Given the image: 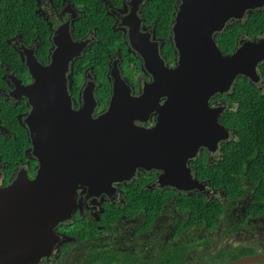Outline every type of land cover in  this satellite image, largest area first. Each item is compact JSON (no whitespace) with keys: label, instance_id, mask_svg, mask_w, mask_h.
Returning a JSON list of instances; mask_svg holds the SVG:
<instances>
[{"label":"flooded vegetation","instance_id":"1","mask_svg":"<svg viewBox=\"0 0 264 264\" xmlns=\"http://www.w3.org/2000/svg\"><path fill=\"white\" fill-rule=\"evenodd\" d=\"M180 2L175 0L171 18L163 24L154 0H0V190L18 178L33 180L38 170L27 123L32 105L25 90L34 82L29 63L46 66L59 48L58 41L70 43L68 53L79 52L69 60L65 72L71 107H82L89 90L94 101L91 116L96 118L107 110L119 80L132 97L142 94L145 85L152 82L153 75L141 54L146 45L157 48L164 66L176 65L173 27ZM263 9L264 5L228 19L213 32L214 40L233 24L245 22L250 13ZM242 38L238 36L236 44ZM258 85L262 89L264 81L260 79ZM230 89L223 94H229ZM219 94L209 99V105L228 108L229 102ZM165 100L161 95L159 104ZM155 119V112H150L145 119L132 122L150 127ZM229 133L215 151L202 146L196 156L206 151L209 162L218 159L222 144L236 137L233 130ZM161 173L159 169L138 167L130 178L114 180L95 192L88 185L76 186L69 218L52 229L50 237L56 240L50 253L29 264H166L169 254L170 264H217V255L223 253L222 264H226L264 254V250L246 243L255 235L264 236V213L251 215L246 195L226 197L198 177L204 184L201 190L160 185ZM201 194L206 202L223 203V214L213 227L188 219L187 203ZM30 225L34 228L29 237L37 243L34 229L40 224ZM25 236L24 232L12 233L8 240H25ZM180 246L186 247L188 255L178 263L180 257L172 252L180 251ZM242 246L251 247L253 253L230 259L232 251Z\"/></svg>","mask_w":264,"mask_h":264},{"label":"water","instance_id":"2","mask_svg":"<svg viewBox=\"0 0 264 264\" xmlns=\"http://www.w3.org/2000/svg\"><path fill=\"white\" fill-rule=\"evenodd\" d=\"M174 12L177 62L163 65L155 46L141 51L144 66L153 75L150 84L132 97L123 81L115 83L105 112L92 118L93 96L87 88L85 102L71 107L65 72L73 55L70 43L59 48L44 66L31 62L34 82L25 93L32 110L27 123L38 158L36 177L18 178L0 190V264L35 263L48 255L56 238L52 229L69 218L74 189L88 185L92 192L114 180L128 179L138 167L159 169L160 185L182 190L203 189L187 165L200 147L210 151L229 137L219 122L226 105H209L217 93H227L239 76L258 82V65L264 60V33L242 38L229 53L216 44L213 32L230 18L264 5V0H180ZM67 52V54H64ZM166 96L163 104L159 97ZM155 112V124L136 126ZM35 228L36 242L29 237ZM25 240L9 241L14 234ZM264 262V254L236 258L226 264Z\"/></svg>","mask_w":264,"mask_h":264},{"label":"trees","instance_id":"3","mask_svg":"<svg viewBox=\"0 0 264 264\" xmlns=\"http://www.w3.org/2000/svg\"><path fill=\"white\" fill-rule=\"evenodd\" d=\"M158 19L167 24L171 18L175 0H154ZM264 31V9L250 13L245 22L233 24L227 31L217 35V45L223 53L231 52L238 36L251 38ZM258 73L264 81V60L259 63ZM230 106L220 115L219 122L228 130L234 131L236 137L222 144V155L209 162L206 151L200 152L189 162L195 177L208 181L211 187L230 198L246 195L249 200L251 215L264 213V85L260 89L258 82L239 76L229 94L220 93ZM156 198H154L155 200ZM159 204H154L157 207ZM190 206L188 219L197 220L209 228L217 224L223 214V203L205 201L203 194L198 199L187 203ZM190 226V225H189ZM186 227V225H185ZM182 258L188 255L186 247L173 251ZM251 247H239L232 251L229 258L252 254ZM218 263L222 264L225 253L218 254ZM166 264L172 260L169 254Z\"/></svg>","mask_w":264,"mask_h":264},{"label":"rangeland","instance_id":"4","mask_svg":"<svg viewBox=\"0 0 264 264\" xmlns=\"http://www.w3.org/2000/svg\"><path fill=\"white\" fill-rule=\"evenodd\" d=\"M230 239L231 241L234 240V236L230 235ZM250 241H253V243H251ZM250 241H247L246 243L251 244L250 246H254L256 249H261L264 250V236H254L252 239H250ZM40 264H44V261H42V263ZM264 264V263H262Z\"/></svg>","mask_w":264,"mask_h":264},{"label":"bare ground","instance_id":"5","mask_svg":"<svg viewBox=\"0 0 264 264\" xmlns=\"http://www.w3.org/2000/svg\"><path fill=\"white\" fill-rule=\"evenodd\" d=\"M56 34V33H55ZM24 50V49H23Z\"/></svg>","mask_w":264,"mask_h":264}]
</instances>
